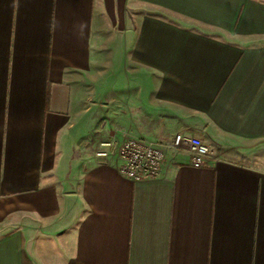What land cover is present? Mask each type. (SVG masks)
<instances>
[{"label":"crops","instance_id":"crops-1","mask_svg":"<svg viewBox=\"0 0 264 264\" xmlns=\"http://www.w3.org/2000/svg\"><path fill=\"white\" fill-rule=\"evenodd\" d=\"M0 264H264V0H0Z\"/></svg>","mask_w":264,"mask_h":264},{"label":"built area","instance_id":"built-area-1","mask_svg":"<svg viewBox=\"0 0 264 264\" xmlns=\"http://www.w3.org/2000/svg\"><path fill=\"white\" fill-rule=\"evenodd\" d=\"M101 145L103 148L99 149L97 154L105 156L108 154V150L104 147H112L116 143L114 140H104ZM167 147L187 148L194 166L203 165L205 159L212 152L209 145L200 137L181 131L175 133L169 143L142 137H130L126 138L118 147L122 161L119 165L120 172L134 181L160 176L166 159L165 149Z\"/></svg>","mask_w":264,"mask_h":264}]
</instances>
